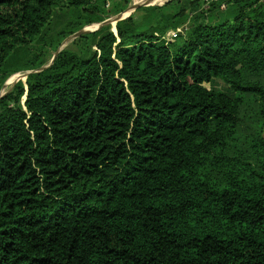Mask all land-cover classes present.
<instances>
[{
	"label": "trees",
	"instance_id": "16d2710c",
	"mask_svg": "<svg viewBox=\"0 0 264 264\" xmlns=\"http://www.w3.org/2000/svg\"><path fill=\"white\" fill-rule=\"evenodd\" d=\"M108 1L0 0V88L34 70L0 97V264H264V0L142 6L50 64Z\"/></svg>",
	"mask_w": 264,
	"mask_h": 264
},
{
	"label": "rangeland",
	"instance_id": "374dc122",
	"mask_svg": "<svg viewBox=\"0 0 264 264\" xmlns=\"http://www.w3.org/2000/svg\"><path fill=\"white\" fill-rule=\"evenodd\" d=\"M127 0H111V5L109 6L108 10L109 9H112L113 8V5L115 4L116 8L117 6H122V7H125V10L124 11H121V12H126L129 10V8L134 4V3H137V2H141L142 0H128L129 2L126 3ZM152 3H155L157 2V0H151ZM165 1V2H164ZM170 1V0H169ZM167 2V0H162V3H159V4H153V5H162V4H165ZM114 6V7H115ZM150 6V5H149ZM142 7V6H141ZM119 12V13H121ZM144 11H138L136 14L140 17L142 15ZM119 13H113L111 16L107 17L106 19H112L113 17L117 16ZM105 19V20H106ZM111 26H112V29L114 28V24L113 22L110 23ZM98 26V24H93V25H89L87 26L88 29H95L96 27ZM185 32V31H184ZM183 33V32H182ZM72 39L71 40H68L66 41L63 45H62V48H71V49H76V46L74 44H72ZM179 41V40H178ZM178 44V43H177ZM26 72H17L15 74H13L10 78H8L4 83L3 85L1 86L0 88V94H4V93H7L9 90L12 89V87L20 80H24L26 79ZM214 86L216 88H220V89H226L227 85L225 83H223V81L221 80H216L215 83H214Z\"/></svg>",
	"mask_w": 264,
	"mask_h": 264
},
{
	"label": "water",
	"instance_id": "95a60500",
	"mask_svg": "<svg viewBox=\"0 0 264 264\" xmlns=\"http://www.w3.org/2000/svg\"><path fill=\"white\" fill-rule=\"evenodd\" d=\"M168 1H169V0H167V2H168ZM153 4H154V3H152L151 0H142L141 2L134 3V4L129 8L128 11H126V12H121V13H119L117 16L113 17L112 19H111V18H110V19H106V20H104V21L98 23V26H97L95 29H88L87 26L84 27V28H82L81 30L77 31L76 33H74L73 35H71V36H69L67 39H65V40L63 41L62 45H63L66 41H68V40H71V39L73 40V39H75L76 37H78V36L81 35L82 33L89 32V31H94V30L98 29L99 27H101L102 25L110 24V23H112V22H113L114 27H115V28H113L112 30H113L115 33H117L116 25H117V22H118V21H120V20H122V19H124V18H126V17H128V16H130V15H132V13H134V12H135L139 7H141V6H149V5H153ZM62 45H61L60 48L57 50V52L54 54L53 58L51 59L50 64L54 61V59L56 58L57 54L63 49V48H62ZM50 64H49V65H50ZM49 65H47V66H49ZM47 66H45V67H41V68H39V69H37V70L44 69V68H46ZM33 71H34V70H31V71L26 72V73H27V74H26V79H27L28 74L31 73V72H33ZM26 79H25V80H26ZM4 94H6V93H4ZM4 94H0V97L3 96Z\"/></svg>",
	"mask_w": 264,
	"mask_h": 264
},
{
	"label": "built area",
	"instance_id": "2783aa9c",
	"mask_svg": "<svg viewBox=\"0 0 264 264\" xmlns=\"http://www.w3.org/2000/svg\"><path fill=\"white\" fill-rule=\"evenodd\" d=\"M203 1H204V7L205 8H209V6L211 5L212 2L220 1V0H203ZM260 1H263V0H260ZM107 6L108 7L110 6V1L107 2ZM226 7H227V2L226 1H222L221 8L225 9ZM186 30H188V25L187 24L182 26V27H179L177 29H171L165 34V38L169 42L175 41V38L178 36V34L184 32Z\"/></svg>",
	"mask_w": 264,
	"mask_h": 264
},
{
	"label": "bare ground",
	"instance_id": "6f19581e",
	"mask_svg": "<svg viewBox=\"0 0 264 264\" xmlns=\"http://www.w3.org/2000/svg\"><path fill=\"white\" fill-rule=\"evenodd\" d=\"M165 2V1H164ZM162 3V0H157V2H155L154 4H159ZM115 28V27H114Z\"/></svg>",
	"mask_w": 264,
	"mask_h": 264
}]
</instances>
